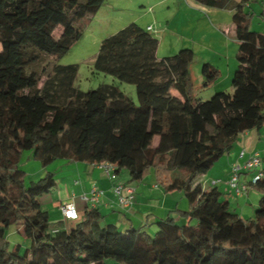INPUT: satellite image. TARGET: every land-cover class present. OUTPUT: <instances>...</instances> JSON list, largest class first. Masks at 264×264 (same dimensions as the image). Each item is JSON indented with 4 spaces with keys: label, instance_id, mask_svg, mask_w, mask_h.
<instances>
[{
    "label": "trees",
    "instance_id": "obj_1",
    "mask_svg": "<svg viewBox=\"0 0 264 264\" xmlns=\"http://www.w3.org/2000/svg\"><path fill=\"white\" fill-rule=\"evenodd\" d=\"M103 1L0 0V264H264V178L251 184L260 197L248 219L230 210L217 188L195 184L241 133L264 126V34L249 30L245 9L264 0H193L232 11V93L198 99L189 72L193 51L158 59L157 39L135 23L101 41L93 70L133 84L136 102L114 85L80 91L76 65L54 63L39 87L27 69L39 54L64 55L81 36L77 24ZM201 74L204 86L218 77L209 64ZM156 136L159 148L152 146ZM24 151L42 168L56 160L110 163L115 175L126 170L136 182L152 171L164 192H183L189 209L180 212L181 223L159 221L153 235L102 226L96 207L65 230L40 204L56 186L53 173L26 184ZM11 227L28 247L8 242Z\"/></svg>",
    "mask_w": 264,
    "mask_h": 264
},
{
    "label": "rangeland",
    "instance_id": "obj_2",
    "mask_svg": "<svg viewBox=\"0 0 264 264\" xmlns=\"http://www.w3.org/2000/svg\"><path fill=\"white\" fill-rule=\"evenodd\" d=\"M158 1L104 0L94 16L83 19L77 24L81 36L64 55L55 59L52 56L39 54V61L31 65L27 72H35L38 75L40 87L46 73L50 71L54 63L76 65L78 69L74 86L80 91L94 90L100 85H114L136 102V90L133 84L121 82L110 75L95 73L93 62L104 38L115 34L130 23H135L142 28L149 24L153 29L150 34L158 41L156 50L158 59L173 56L185 48L193 51L194 60L189 67L192 92L198 99L206 101L219 92L232 93V77L226 79L225 63L217 52L218 50L220 52V46L223 44L221 39L223 31L227 32L230 29L229 39H231L232 47L229 48L228 56L232 57L234 65L238 64V43L232 31V11L220 10L221 20L224 23L221 28L217 20L206 11L208 8L194 3L193 0H166L157 3ZM179 5L183 6L179 7ZM245 9L251 12L248 19L249 30L264 34V17L261 15L264 12V3L252 1ZM61 31V28H57L55 35L59 36ZM209 61L220 65L223 72L222 75L218 73L215 81L204 86L205 80L201 76V67ZM156 148H159V144H156ZM30 153V151H24L19 163L20 169L25 173L26 184L41 178L34 173L41 168L39 167L41 165L33 160ZM27 155L30 156L29 160L26 159ZM253 212H251L252 215ZM7 240L11 245H21L22 248L29 246V242L17 234L15 227L8 230ZM106 264L115 263L107 260Z\"/></svg>",
    "mask_w": 264,
    "mask_h": 264
},
{
    "label": "crops",
    "instance_id": "obj_3",
    "mask_svg": "<svg viewBox=\"0 0 264 264\" xmlns=\"http://www.w3.org/2000/svg\"><path fill=\"white\" fill-rule=\"evenodd\" d=\"M162 1L166 0H159L157 3ZM182 6L179 5V7ZM206 11L223 28L224 23L221 20L222 14L220 10L208 8ZM148 27H151V31H153L152 26L149 24L144 29ZM229 34L230 29L227 32L223 31L221 38L223 44L220 46L221 53L219 50L217 51L220 58H222L221 60L225 63L226 79L233 77V72L237 67V65H234L233 60H231L232 57L228 56L229 48L232 47ZM205 64L211 65L214 69L217 68V72L222 75L223 71L220 65H216L212 61ZM162 141L160 136L154 137L152 141L153 148H156V144L160 145ZM241 152H243V155H241ZM255 153L260 156V169L264 171V126L241 133L232 148L222 155L205 174H202L195 184H199L203 191L217 188L222 194V198L227 201L230 210L242 219L250 218L252 216L251 212L255 211L260 197L259 193L251 187L255 171L242 172L240 174L239 184H246L248 186L246 192L241 196L234 194L228 181L231 165L234 163L242 165L247 158ZM30 156L32 157V152ZM30 156L27 155L26 159L29 160ZM46 172L53 173L56 186L50 193L40 197L41 208L48 214L51 223H61L65 230L72 229L82 220L86 208H92L90 204H85L81 200V196L89 193L91 189H95L100 193L99 201L95 205L101 215L99 224L102 226L114 225L122 232H127L130 229H142L149 234H153L159 221L171 217L174 221L181 223L184 219L180 216V212H186L189 209L183 192L176 190L164 192L162 187L154 181L152 171L147 178L136 182L130 180L126 170H120L115 175V179L111 180L100 165L56 160L46 168H38L34 173L36 176L43 177ZM116 185L128 186L133 189L134 199L130 206L121 207L118 205L117 198L113 194V187ZM68 203L74 205L79 216L77 221L63 219L61 207Z\"/></svg>",
    "mask_w": 264,
    "mask_h": 264
},
{
    "label": "built area",
    "instance_id": "obj_4",
    "mask_svg": "<svg viewBox=\"0 0 264 264\" xmlns=\"http://www.w3.org/2000/svg\"><path fill=\"white\" fill-rule=\"evenodd\" d=\"M146 30L150 32L151 27L146 28ZM241 155H243V152H241ZM260 165H261V160H260V156L257 153L252 154L249 158H247V160L244 161L242 165L237 163L231 165L230 178L228 184L230 188H232L236 196L243 195L248 187L246 184H242V185L239 184V176L242 172L255 171L251 184H254L260 178H264V171L260 169ZM100 167L104 169V171L108 174L111 180L115 179V174L113 173L114 166L112 164L103 163L100 165ZM113 194L117 198L118 205L121 207H128L133 203V199H134L133 189L128 186H122V185L114 186ZM99 196L100 193L97 190L91 189L89 193L81 196V200L85 204H90L92 207H95V205L99 201ZM69 204L70 203L65 204L61 207V214L64 220H69L66 216V212L68 211ZM69 221H76V220H69Z\"/></svg>",
    "mask_w": 264,
    "mask_h": 264
},
{
    "label": "clouds",
    "instance_id": "obj_5",
    "mask_svg": "<svg viewBox=\"0 0 264 264\" xmlns=\"http://www.w3.org/2000/svg\"><path fill=\"white\" fill-rule=\"evenodd\" d=\"M66 216L69 220H77L79 218L78 213L75 211L74 205H68V211L66 212Z\"/></svg>",
    "mask_w": 264,
    "mask_h": 264
}]
</instances>
